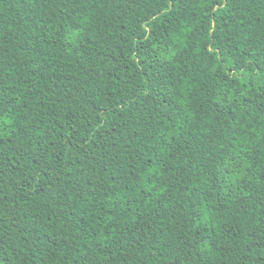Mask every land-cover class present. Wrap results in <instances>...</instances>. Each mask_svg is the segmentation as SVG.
Masks as SVG:
<instances>
[{"label": "trees", "instance_id": "obj_1", "mask_svg": "<svg viewBox=\"0 0 264 264\" xmlns=\"http://www.w3.org/2000/svg\"><path fill=\"white\" fill-rule=\"evenodd\" d=\"M0 264H264V0H0Z\"/></svg>", "mask_w": 264, "mask_h": 264}]
</instances>
